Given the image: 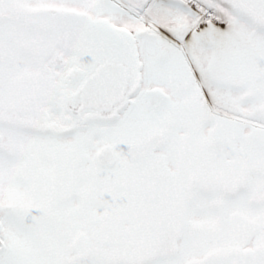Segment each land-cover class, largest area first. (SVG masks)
Wrapping results in <instances>:
<instances>
[{
  "label": "snow or ice",
  "instance_id": "1",
  "mask_svg": "<svg viewBox=\"0 0 264 264\" xmlns=\"http://www.w3.org/2000/svg\"><path fill=\"white\" fill-rule=\"evenodd\" d=\"M0 264H264V0H0Z\"/></svg>",
  "mask_w": 264,
  "mask_h": 264
}]
</instances>
